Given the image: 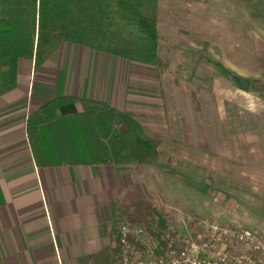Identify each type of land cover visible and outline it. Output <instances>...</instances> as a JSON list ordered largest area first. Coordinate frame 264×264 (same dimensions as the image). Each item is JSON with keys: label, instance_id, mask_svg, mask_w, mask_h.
I'll list each match as a JSON object with an SVG mask.
<instances>
[{"label": "rangeland", "instance_id": "1", "mask_svg": "<svg viewBox=\"0 0 264 264\" xmlns=\"http://www.w3.org/2000/svg\"><path fill=\"white\" fill-rule=\"evenodd\" d=\"M158 9L167 68L155 70L176 137L161 141L154 164L131 167L135 188L165 217L162 234L138 250L162 246L166 233L196 236L190 215L264 239V0H158ZM236 77L250 81L247 92Z\"/></svg>", "mask_w": 264, "mask_h": 264}, {"label": "crops", "instance_id": "2", "mask_svg": "<svg viewBox=\"0 0 264 264\" xmlns=\"http://www.w3.org/2000/svg\"><path fill=\"white\" fill-rule=\"evenodd\" d=\"M67 45L40 67L20 60L15 89L0 96V264H91L113 246L125 193L152 202L135 188L131 167H37L25 126L45 103L61 96L106 103L160 145L176 137L155 67ZM194 145L197 152L203 147Z\"/></svg>", "mask_w": 264, "mask_h": 264}, {"label": "trees", "instance_id": "3", "mask_svg": "<svg viewBox=\"0 0 264 264\" xmlns=\"http://www.w3.org/2000/svg\"><path fill=\"white\" fill-rule=\"evenodd\" d=\"M159 22L158 0H0V96L15 89L20 60L43 66L65 43L163 71L167 63L158 53ZM217 66L223 77H234ZM25 132L39 168L115 165L139 171L159 156L160 142L148 137L138 122L88 99L61 96L48 101L27 118ZM117 211L120 219L143 227L150 236L165 229V217L131 191ZM111 239L112 248L102 250L91 264H115V225Z\"/></svg>", "mask_w": 264, "mask_h": 264}, {"label": "built area", "instance_id": "4", "mask_svg": "<svg viewBox=\"0 0 264 264\" xmlns=\"http://www.w3.org/2000/svg\"><path fill=\"white\" fill-rule=\"evenodd\" d=\"M196 236L187 233L180 238L166 233L159 243L146 244L138 250L145 237L151 240L141 226L118 218L114 225L118 235L116 264H264V239L234 226H223L215 221L188 216ZM160 252V255L156 252Z\"/></svg>", "mask_w": 264, "mask_h": 264}, {"label": "water", "instance_id": "5", "mask_svg": "<svg viewBox=\"0 0 264 264\" xmlns=\"http://www.w3.org/2000/svg\"><path fill=\"white\" fill-rule=\"evenodd\" d=\"M234 82L242 91L247 92L249 90L250 81L248 79L236 77Z\"/></svg>", "mask_w": 264, "mask_h": 264}]
</instances>
